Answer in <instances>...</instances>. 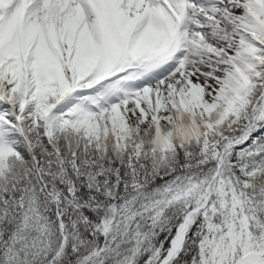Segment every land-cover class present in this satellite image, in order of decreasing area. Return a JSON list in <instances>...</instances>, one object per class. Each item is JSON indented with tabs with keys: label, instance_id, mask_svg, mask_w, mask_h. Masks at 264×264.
<instances>
[{
	"label": "snow or ice",
	"instance_id": "obj_1",
	"mask_svg": "<svg viewBox=\"0 0 264 264\" xmlns=\"http://www.w3.org/2000/svg\"><path fill=\"white\" fill-rule=\"evenodd\" d=\"M0 264H264V0H0Z\"/></svg>",
	"mask_w": 264,
	"mask_h": 264
}]
</instances>
